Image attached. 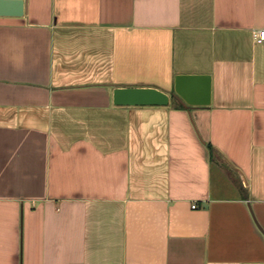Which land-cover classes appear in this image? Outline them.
Returning <instances> with one entry per match:
<instances>
[{"label":"crops","instance_id":"1","mask_svg":"<svg viewBox=\"0 0 264 264\" xmlns=\"http://www.w3.org/2000/svg\"><path fill=\"white\" fill-rule=\"evenodd\" d=\"M24 1L0 17V264H264V0ZM177 74L210 105L112 104Z\"/></svg>","mask_w":264,"mask_h":264},{"label":"water","instance_id":"2","mask_svg":"<svg viewBox=\"0 0 264 264\" xmlns=\"http://www.w3.org/2000/svg\"><path fill=\"white\" fill-rule=\"evenodd\" d=\"M24 12V0H0V17L21 18ZM171 98L186 109L208 107L211 103L210 75L177 74L171 93L153 86H117L112 90V104L120 107H165Z\"/></svg>","mask_w":264,"mask_h":264},{"label":"built area","instance_id":"3","mask_svg":"<svg viewBox=\"0 0 264 264\" xmlns=\"http://www.w3.org/2000/svg\"><path fill=\"white\" fill-rule=\"evenodd\" d=\"M261 35L262 34H260L259 32H256L254 34V39L256 40V42H261ZM194 208H196V206L195 205H192V209H194Z\"/></svg>","mask_w":264,"mask_h":264},{"label":"trees","instance_id":"4","mask_svg":"<svg viewBox=\"0 0 264 264\" xmlns=\"http://www.w3.org/2000/svg\"><path fill=\"white\" fill-rule=\"evenodd\" d=\"M170 100H173V98H171ZM177 107L178 108H181V105L180 104H177Z\"/></svg>","mask_w":264,"mask_h":264}]
</instances>
